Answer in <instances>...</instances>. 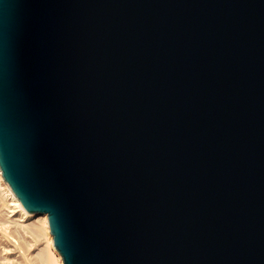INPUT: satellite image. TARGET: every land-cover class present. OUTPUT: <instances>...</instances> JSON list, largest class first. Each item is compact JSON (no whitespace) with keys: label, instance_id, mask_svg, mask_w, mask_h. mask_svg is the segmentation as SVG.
Segmentation results:
<instances>
[{"label":"water","instance_id":"water-1","mask_svg":"<svg viewBox=\"0 0 264 264\" xmlns=\"http://www.w3.org/2000/svg\"><path fill=\"white\" fill-rule=\"evenodd\" d=\"M0 168L63 264H264V0H0Z\"/></svg>","mask_w":264,"mask_h":264},{"label":"rangeland","instance_id":"rangeland-1","mask_svg":"<svg viewBox=\"0 0 264 264\" xmlns=\"http://www.w3.org/2000/svg\"><path fill=\"white\" fill-rule=\"evenodd\" d=\"M0 193L3 194V189H0ZM2 194H0V198H2V202L4 200L5 203L1 208V213L2 216L6 218L5 225H11L14 227V236H16L14 237V239L10 238L12 241H10L9 244L8 242H6L8 241V239H5V241L4 239H1V242H4V246H8L11 249L9 250V257L6 252L1 250L2 247H0V264H4L5 262V264H7L8 261L6 257L14 259H11V261H14V263L10 262L9 259L8 264H45L44 258L41 255L46 245V239L44 238V236L40 235L37 227L34 225L36 219L21 218L18 212H11L13 208H7L8 206L12 207L11 202L9 198L2 197Z\"/></svg>","mask_w":264,"mask_h":264},{"label":"bare ground","instance_id":"bare-ground-1","mask_svg":"<svg viewBox=\"0 0 264 264\" xmlns=\"http://www.w3.org/2000/svg\"><path fill=\"white\" fill-rule=\"evenodd\" d=\"M0 189H3V194L0 193V194H2L1 196L9 198V200L11 202V206L12 207L7 205L8 206L7 208H9V209L13 208L11 212H15V211L18 212L19 216L21 218L36 219L34 225L37 227V230L40 233V235L44 236V238L46 239L45 240V244L46 245H45V247L43 249V252H42V255H41L44 258V263L45 264H63L62 255L60 254V252L57 250V248L54 245L53 235H52V233L50 231V228H49L48 214H46V213H31V212L27 211L23 207V205L21 204L20 200L17 198V196L14 194V192L9 187L8 183L6 182V180H5L4 176H3V172L1 170V168H0ZM1 199L2 198H0V202H1V204H0L1 205L0 206V233H1L0 234V247H2L1 250L6 252L8 254V256H9V250L11 248L8 247V246H6L7 247L6 248L4 246V242L3 243L1 242V239H4V241H5V239L6 240L8 239V241H6V242H8V244H9V242L12 241L10 238L14 239V237L16 235L14 236L15 230L13 229L14 228L13 226L5 225L6 224L5 223L6 222V218L3 217L2 213H1L2 212L1 208L4 205L5 202H4V200L2 202ZM15 241H16V239H15ZM16 248H17V246H16ZM6 259L9 262L10 258L6 257ZM11 259H10V262H12ZM12 260H14V259H12ZM8 262H7V264H8ZM12 263H14V261Z\"/></svg>","mask_w":264,"mask_h":264}]
</instances>
